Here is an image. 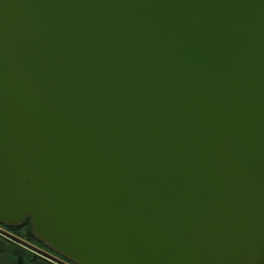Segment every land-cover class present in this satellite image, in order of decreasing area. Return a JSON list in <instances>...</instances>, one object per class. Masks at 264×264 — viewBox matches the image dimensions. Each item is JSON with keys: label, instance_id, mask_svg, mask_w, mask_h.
I'll return each mask as SVG.
<instances>
[{"label": "water", "instance_id": "water-1", "mask_svg": "<svg viewBox=\"0 0 264 264\" xmlns=\"http://www.w3.org/2000/svg\"><path fill=\"white\" fill-rule=\"evenodd\" d=\"M27 218L75 264H264V0H0V224Z\"/></svg>", "mask_w": 264, "mask_h": 264}, {"label": "flooded vegetation", "instance_id": "flooded-vegetation-1", "mask_svg": "<svg viewBox=\"0 0 264 264\" xmlns=\"http://www.w3.org/2000/svg\"><path fill=\"white\" fill-rule=\"evenodd\" d=\"M18 228V232L22 231V227ZM22 234L17 233L14 228L0 224V264H75L40 242H34L37 245L34 248L15 238ZM34 255L38 258H34Z\"/></svg>", "mask_w": 264, "mask_h": 264}, {"label": "trees", "instance_id": "trees-1", "mask_svg": "<svg viewBox=\"0 0 264 264\" xmlns=\"http://www.w3.org/2000/svg\"><path fill=\"white\" fill-rule=\"evenodd\" d=\"M10 228H14L16 230L17 233L21 232L23 233V237H26L27 239L30 238V240H34V242H40L41 244L47 246L44 242H42L40 239H38L33 231H32V225H31V220L30 218H27L25 221H23L21 224L19 225H15V226H8ZM18 227H22V231H19L18 230L20 228ZM29 241V240H28ZM48 247V246H47Z\"/></svg>", "mask_w": 264, "mask_h": 264}, {"label": "rangeland", "instance_id": "rangeland-1", "mask_svg": "<svg viewBox=\"0 0 264 264\" xmlns=\"http://www.w3.org/2000/svg\"><path fill=\"white\" fill-rule=\"evenodd\" d=\"M15 238L18 239L19 241L25 243V244L33 246L34 248L37 246L36 244H34V240H30V238L27 239L26 237H23V235H18V236L16 235Z\"/></svg>", "mask_w": 264, "mask_h": 264}]
</instances>
